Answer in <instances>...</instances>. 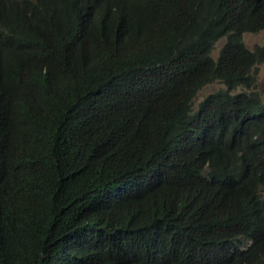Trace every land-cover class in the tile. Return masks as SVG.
I'll use <instances>...</instances> for the list:
<instances>
[{"label":"trees","instance_id":"obj_1","mask_svg":"<svg viewBox=\"0 0 264 264\" xmlns=\"http://www.w3.org/2000/svg\"><path fill=\"white\" fill-rule=\"evenodd\" d=\"M262 29L264 0H0V264H264Z\"/></svg>","mask_w":264,"mask_h":264},{"label":"rangeland","instance_id":"obj_2","mask_svg":"<svg viewBox=\"0 0 264 264\" xmlns=\"http://www.w3.org/2000/svg\"><path fill=\"white\" fill-rule=\"evenodd\" d=\"M243 37H244V41L246 45L251 49H254L255 47H258L260 45H264V29L257 31V32H251V31L246 32ZM225 41H226V38L222 37L216 43V47L214 51L212 52L215 58H217L219 54V50L223 46ZM254 71L257 74V78H258V89L261 92L263 96V100H264V62L258 63ZM222 87H225V86L220 81H214L204 86L202 89L198 91L197 95L195 96L193 100V108L196 109L198 104L201 102V100L205 96H207L208 94L212 92H215L216 90ZM263 195H264V191H263Z\"/></svg>","mask_w":264,"mask_h":264}]
</instances>
